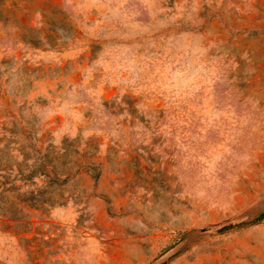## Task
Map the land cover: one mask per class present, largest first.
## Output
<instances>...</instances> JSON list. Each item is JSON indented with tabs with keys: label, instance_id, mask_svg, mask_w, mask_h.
I'll return each mask as SVG.
<instances>
[{
	"label": "rangeland",
	"instance_id": "rangeland-1",
	"mask_svg": "<svg viewBox=\"0 0 264 264\" xmlns=\"http://www.w3.org/2000/svg\"><path fill=\"white\" fill-rule=\"evenodd\" d=\"M263 212L264 0H0V264H264L201 231Z\"/></svg>",
	"mask_w": 264,
	"mask_h": 264
},
{
	"label": "water",
	"instance_id": "water-1",
	"mask_svg": "<svg viewBox=\"0 0 264 264\" xmlns=\"http://www.w3.org/2000/svg\"><path fill=\"white\" fill-rule=\"evenodd\" d=\"M256 216L252 217V219L255 218ZM250 219L247 217H243L241 219L229 221L227 223L218 226L207 227L205 229H202L201 231L204 233H219L227 229H230L232 227L238 226L239 224L248 221ZM178 249H179L178 245L172 247L166 253H164L159 259H157L153 264H164L168 262L171 259V257H173L178 252Z\"/></svg>",
	"mask_w": 264,
	"mask_h": 264
},
{
	"label": "trees",
	"instance_id": "trees-1",
	"mask_svg": "<svg viewBox=\"0 0 264 264\" xmlns=\"http://www.w3.org/2000/svg\"><path fill=\"white\" fill-rule=\"evenodd\" d=\"M264 220V212L259 214L258 216H256L255 218L245 221L241 224H239L238 226H247V225H255V224H259Z\"/></svg>",
	"mask_w": 264,
	"mask_h": 264
}]
</instances>
